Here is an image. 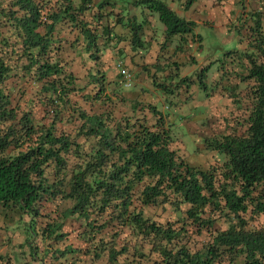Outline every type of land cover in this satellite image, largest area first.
<instances>
[{
	"label": "trees",
	"instance_id": "trees-1",
	"mask_svg": "<svg viewBox=\"0 0 264 264\" xmlns=\"http://www.w3.org/2000/svg\"><path fill=\"white\" fill-rule=\"evenodd\" d=\"M166 1L133 5L144 9L143 25L157 15L161 45L178 38V51H200L196 23ZM183 1L188 9L197 0ZM104 6L90 13L92 0H0V205L30 218L31 264H264L262 11L230 26L243 50L201 67L196 79L181 77L180 63L160 79L148 73L154 91L145 98L124 89L119 74L107 76L108 44L122 35L105 34ZM142 24L131 30V49L140 48ZM67 47L90 65L86 85L63 58ZM212 68L238 115L221 118L216 134L201 130V148L217 158L199 169L174 148L168 117L194 84L213 96ZM68 221L81 247L59 246Z\"/></svg>",
	"mask_w": 264,
	"mask_h": 264
},
{
	"label": "rangeland",
	"instance_id": "rangeland-1",
	"mask_svg": "<svg viewBox=\"0 0 264 264\" xmlns=\"http://www.w3.org/2000/svg\"><path fill=\"white\" fill-rule=\"evenodd\" d=\"M78 1L79 0H74V3L77 4ZM238 1H241L246 11L258 8L255 2L249 0H197L194 6L192 5V8L185 14L199 23V28H197L196 32L203 38L202 46L204 45V49L200 54L196 52L192 53L195 56V63L190 62L187 65V60L186 62L183 60L186 66L181 67L180 76L196 79L195 75L202 66L206 65V60L209 61V57L214 56L215 59L222 60L226 53L244 48L245 44L242 46L239 44L236 34H231L230 31H227L229 25L232 27V25L236 23L237 17L241 14V4L239 6L240 8L236 5V2L239 4ZM107 2L111 4L109 7L114 10V13H119V11L121 12V8L127 7L129 1L108 0ZM96 3L97 0H92V8L89 10L90 13L96 10ZM232 3L233 6H230ZM217 4L222 6L223 9L218 8ZM153 15V21L158 24L159 31H161V27L163 26L158 21L157 15ZM113 22H115V19H113ZM214 24L215 26L213 28L212 25ZM161 57L165 58L167 54H163ZM67 58L68 56H66V59ZM82 58H84V56L79 59L73 57L69 62L71 63L70 67L75 76L78 78L79 85H86L87 80L85 75L90 65L85 64ZM69 59L70 58H68V60ZM215 72V68H212L207 74L206 79L208 89L206 93H211L213 96L209 97L207 94L205 96L204 91H200L197 85L194 84L190 88L188 96L184 93L179 100V104L182 107L180 109L181 113L170 110L169 112L168 109L163 107V103H160V108L166 113L167 111L169 112L168 120L172 124L174 148L180 150V155H185V160L188 164L199 169H206L212 161L217 158V155L201 148V130L204 129L205 132L214 131L216 134L215 130L222 131L221 129L223 128L219 122L221 118L227 117L228 119H235L238 115L231 101L227 99L222 100L223 98L218 94L219 88H216L214 85V83L218 81V75ZM131 74L132 83L129 87H124L122 85L123 88L126 90L140 88L142 94H145L144 97L148 98L146 94L153 93L154 91L148 74L146 76L142 75L141 78L139 76H134L136 74L133 71ZM157 77L159 78L160 75H157ZM230 81L233 83L236 80L232 78ZM223 85L226 84H219L218 86L221 87ZM243 87L244 86H242V88ZM155 99L158 100V98ZM207 100L208 103H214V107L216 106L217 108L216 114H213L212 117H210L212 112L209 111ZM195 101L197 102L195 111L192 112V114L185 115L190 111L188 107ZM220 105H222L221 108H219ZM196 114H198V118L193 116ZM42 222L44 221L42 220L40 224L39 222L38 224L41 225ZM24 223H26L25 226H23ZM28 223H30V218L28 216L22 215L15 208L6 209L0 205V264H31L28 247L24 246L26 237L24 227H26ZM222 227L224 228V225L217 226V228L220 229ZM63 231L67 236L64 243H60L59 246L72 244L74 247H81L82 244L77 236V224L68 221Z\"/></svg>",
	"mask_w": 264,
	"mask_h": 264
},
{
	"label": "crops",
	"instance_id": "crops-1",
	"mask_svg": "<svg viewBox=\"0 0 264 264\" xmlns=\"http://www.w3.org/2000/svg\"><path fill=\"white\" fill-rule=\"evenodd\" d=\"M100 1L105 2L104 9L102 10L104 17L100 21V23L104 27L103 29L105 30V34H107V32L109 30V33H108L109 35H114V34L122 35V38L117 37L115 40H113L112 42H110L108 44V47H109L108 52H110L112 55H115L114 62H112L113 66L109 71H107L108 77H113L114 75L119 74L120 68H125V69L129 70L131 73L133 71L136 74V75H134V74L133 75L139 76L140 78L142 77V75L146 76L148 73H150L151 75H154V73H155L154 76L160 75V77L163 78L169 72H175L176 71L174 69V67H175L174 63L182 64V65H180V68L178 70L179 75H180L181 67L186 66V63H184L183 60L185 62L187 60V65H188V63L190 62V59H191L190 56H192L194 59L195 56L192 53H195L196 50L190 52V51H188V47L179 48V51L176 49V47L178 45V38H173L170 42L167 43V45H161L163 42L162 33L164 30V27H161V31H159L158 24L155 22H153L151 25H147V26H146V24L143 25L142 24L143 19H141V18H144V17H142V14H144L145 11L141 6L135 7L133 5V1H135V0H128L129 2H128L127 7L121 8V12L119 11V13H114V10H112L109 7V6H111V4L109 2H107L108 0H97V2H100ZM249 1L255 2L256 5L258 6V8L252 9L250 11H246L245 6H244V8L241 7L242 11H241L240 16L243 13H250L253 11H262V13L264 15V0H249ZM183 2H184L183 0H167L166 1L168 7L173 12H175L180 18L187 20V21H193L196 23L195 33L197 35H199V33L196 32L197 28H199V26H198L199 23L197 21L193 20L192 18H189L188 16L185 15L192 8V6H190L188 9H185ZM194 4H193V6H194ZM217 5H218V8L223 9L222 6H220L219 4H217ZM236 5L238 8H240L239 7L240 4H237V2H236ZM230 6H233V3ZM108 13H112V14H108ZM140 13H141V17H140ZM114 14H119V16H116V17L112 16ZM238 17H237V19H238ZM113 19H115V22H113ZM116 19H118V21ZM153 19H154V17H152V21H153ZM117 22H119V23H117ZM139 24L143 25L142 26V34H141L140 29L138 31V35H140V38H141V42H138V45H140V48L131 49V43L129 42V36L131 35V30L133 31V29L135 27L139 26ZM236 24L237 23H235V25ZM263 24H264V18H263ZM214 26H215V24L212 25L213 28H214ZM148 27H149V30H147ZM227 31H230V25H229ZM231 34H233V33H231ZM199 36L201 37V35H199ZM71 38L72 37L68 36V39H71ZM201 39L203 42L202 37H201ZM237 40L239 42V38ZM202 42H201V50L197 51L196 52L197 54H200L202 52V50L204 49V45L202 46ZM240 45L242 46L244 44L241 43ZM162 48H163V50H162ZM243 49H241V50H243ZM106 52L107 51H105V53ZM80 53H81V51H75L74 48L67 47L64 54H63V58L66 59V56H68V58H70V59L68 60V58H67L66 59L67 61H70L71 59H73V57H77L79 59L80 56L82 55ZM163 54H167V57L162 58L161 56ZM208 59H209V61L206 60V63H205L206 65L216 60L214 58V56L209 57ZM181 62H183V63H181ZM194 63H195V59H194ZM206 65H204V66H206ZM151 75H148L149 78ZM119 77H121L120 74H119ZM228 83H230V82H226V81L223 82V84H228ZM233 83L235 84V83H237V81H235ZM159 100H160V98H158V101ZM204 104H206V103H204ZM208 104L209 103L207 100V105ZM179 106H180V104H179ZM196 106H197V102L195 101L194 103H192L190 105V107H188L190 111L188 113H186L185 115L192 114V112L195 111ZM164 108L166 109V107H164ZM181 108L182 107L180 106L178 112H180ZM193 116L198 118V114L193 115Z\"/></svg>",
	"mask_w": 264,
	"mask_h": 264
},
{
	"label": "built area",
	"instance_id": "built-area-1",
	"mask_svg": "<svg viewBox=\"0 0 264 264\" xmlns=\"http://www.w3.org/2000/svg\"><path fill=\"white\" fill-rule=\"evenodd\" d=\"M120 75L125 86H129L132 82V75L123 68H120Z\"/></svg>",
	"mask_w": 264,
	"mask_h": 264
},
{
	"label": "clouds",
	"instance_id": "clouds-1",
	"mask_svg": "<svg viewBox=\"0 0 264 264\" xmlns=\"http://www.w3.org/2000/svg\"><path fill=\"white\" fill-rule=\"evenodd\" d=\"M123 69H125V68H123ZM126 70H127V69H126ZM127 71L131 74V72H130L129 70H127ZM119 74H120V72H119ZM131 75H132V74H131ZM121 81H122V77H121ZM131 83H132V82H131ZM122 85H123L124 87H129V86H130V85H129V86H125L124 83H123V81H122Z\"/></svg>",
	"mask_w": 264,
	"mask_h": 264
}]
</instances>
